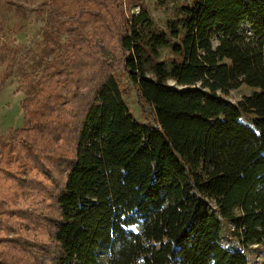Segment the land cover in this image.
Here are the masks:
<instances>
[{
    "label": "trees",
    "instance_id": "16d2710c",
    "mask_svg": "<svg viewBox=\"0 0 264 264\" xmlns=\"http://www.w3.org/2000/svg\"><path fill=\"white\" fill-rule=\"evenodd\" d=\"M149 26L141 6L116 36L156 126L135 120L113 69L83 41L23 100L32 127L16 129L18 144L36 129L72 131L49 264H249V247L264 249V0H192L166 30ZM241 85L251 93L225 99ZM224 222L239 247L223 245Z\"/></svg>",
    "mask_w": 264,
    "mask_h": 264
},
{
    "label": "rangeland",
    "instance_id": "374dc122",
    "mask_svg": "<svg viewBox=\"0 0 264 264\" xmlns=\"http://www.w3.org/2000/svg\"><path fill=\"white\" fill-rule=\"evenodd\" d=\"M43 1L0 0V264L51 262L55 253V195L63 182L65 157L71 155L72 131L66 129L52 134L36 129L26 137L25 146L18 144L16 129L32 127L27 122L31 114L24 116L23 100L30 98L52 71L62 69L71 45L83 41L93 57L100 56L113 69L135 120L156 126L153 107L140 99L122 68L116 34L124 17L141 6L148 13L149 28L166 30L167 21L179 15V7L192 2L58 0L57 7L37 11ZM240 31L250 33V23H243ZM217 44L213 38V47ZM170 57L169 49H160L159 60L168 63ZM168 83L172 89L181 88L173 80ZM251 91L241 85L230 90L225 99L235 103ZM78 96L69 103V111L77 115L81 110ZM207 208H213L211 201H207ZM232 229L230 223H223L225 247L238 246L231 237ZM247 255L249 264H264L260 245L252 244Z\"/></svg>",
    "mask_w": 264,
    "mask_h": 264
}]
</instances>
